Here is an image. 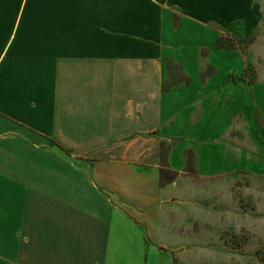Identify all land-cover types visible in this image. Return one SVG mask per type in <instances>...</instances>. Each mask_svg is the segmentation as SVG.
I'll use <instances>...</instances> for the list:
<instances>
[{"label": "crops", "instance_id": "0c3cea01", "mask_svg": "<svg viewBox=\"0 0 264 264\" xmlns=\"http://www.w3.org/2000/svg\"><path fill=\"white\" fill-rule=\"evenodd\" d=\"M259 15L258 0H0V264H194V174L172 146L162 184V143L206 133L182 95ZM216 160L199 154V175L233 163Z\"/></svg>", "mask_w": 264, "mask_h": 264}, {"label": "rangeland", "instance_id": "374dc122", "mask_svg": "<svg viewBox=\"0 0 264 264\" xmlns=\"http://www.w3.org/2000/svg\"><path fill=\"white\" fill-rule=\"evenodd\" d=\"M258 6L261 15L251 30L242 22L221 36L216 47L221 57L213 55L226 65L210 64L188 96L182 95L190 101L192 92L197 127L206 133L197 134L193 143L182 136L162 143L166 167L167 152L176 146L185 153L184 170L194 174L189 195L201 221L194 223V244L201 255L194 264H264V0ZM235 51L242 62L235 59L232 65L230 53ZM168 69L165 88L188 80L178 65L169 63ZM223 152L233 160L231 168L222 175L200 176L199 154H213L216 164ZM240 156L241 162L233 159ZM168 171L175 180L177 173Z\"/></svg>", "mask_w": 264, "mask_h": 264}, {"label": "trees", "instance_id": "16d2710c", "mask_svg": "<svg viewBox=\"0 0 264 264\" xmlns=\"http://www.w3.org/2000/svg\"><path fill=\"white\" fill-rule=\"evenodd\" d=\"M221 40V38H219L218 40H217V46H219L220 47V41ZM161 177L162 178H165V181H164V183H168V182H171V181H173L174 180V174H170L171 172L170 171H168V169H167V167H166V165L164 164V162H162L161 163Z\"/></svg>", "mask_w": 264, "mask_h": 264}]
</instances>
